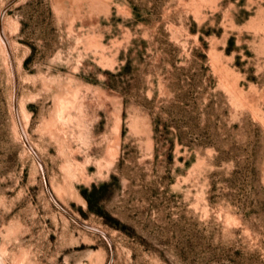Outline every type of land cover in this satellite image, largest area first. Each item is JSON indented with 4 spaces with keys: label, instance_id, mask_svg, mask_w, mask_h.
<instances>
[{
    "label": "rangeland",
    "instance_id": "obj_1",
    "mask_svg": "<svg viewBox=\"0 0 264 264\" xmlns=\"http://www.w3.org/2000/svg\"><path fill=\"white\" fill-rule=\"evenodd\" d=\"M0 264H264V0H0Z\"/></svg>",
    "mask_w": 264,
    "mask_h": 264
}]
</instances>
